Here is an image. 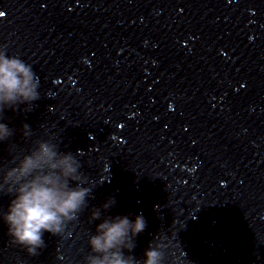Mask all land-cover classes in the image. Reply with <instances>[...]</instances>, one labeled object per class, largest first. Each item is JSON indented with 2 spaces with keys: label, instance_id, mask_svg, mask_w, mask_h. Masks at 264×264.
<instances>
[{
  "label": "water",
  "instance_id": "1",
  "mask_svg": "<svg viewBox=\"0 0 264 264\" xmlns=\"http://www.w3.org/2000/svg\"><path fill=\"white\" fill-rule=\"evenodd\" d=\"M0 13V50L39 93L0 104V264H91L97 226L138 214L134 264L155 245L164 264H264V49L236 0H0ZM42 143L52 161L9 178ZM69 154L64 178L50 164ZM53 174L89 191L33 255L5 217Z\"/></svg>",
  "mask_w": 264,
  "mask_h": 264
},
{
  "label": "clouds",
  "instance_id": "2",
  "mask_svg": "<svg viewBox=\"0 0 264 264\" xmlns=\"http://www.w3.org/2000/svg\"><path fill=\"white\" fill-rule=\"evenodd\" d=\"M34 72L30 65L18 57H9L0 50V104H15L18 100L34 101L39 98L37 85L33 83ZM28 127V125H25ZM10 130L0 124V140L10 135ZM41 152L35 157H25L18 170L9 173V178L15 176L19 181L29 176L42 164L52 161L56 152L46 143L40 145ZM74 158L65 155L57 163H51V169L60 168L64 178L77 172L73 166ZM18 173V174H17ZM89 190L85 188H69L67 179L60 176L37 175L24 183L17 195L11 200L5 220L9 226V234L14 242L24 246L30 254L36 255L37 249L43 248L45 231L54 235L62 233L65 221L75 220L76 213L85 201ZM114 203V201H110ZM105 208L109 204L104 205ZM100 213L94 214L99 219ZM146 227V220L142 214L130 220L128 216H117L114 220H104L97 226L99 234L90 238L93 253L91 264H134V257H125L123 249L132 251L133 244L128 242L129 234L137 236ZM165 247L150 246L145 252L143 264H164Z\"/></svg>",
  "mask_w": 264,
  "mask_h": 264
},
{
  "label": "snow or ice",
  "instance_id": "3",
  "mask_svg": "<svg viewBox=\"0 0 264 264\" xmlns=\"http://www.w3.org/2000/svg\"><path fill=\"white\" fill-rule=\"evenodd\" d=\"M3 15V13H0V16H2Z\"/></svg>",
  "mask_w": 264,
  "mask_h": 264
}]
</instances>
